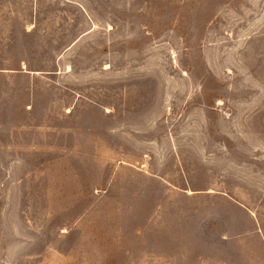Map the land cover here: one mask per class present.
<instances>
[{
    "label": "rangeland",
    "instance_id": "obj_1",
    "mask_svg": "<svg viewBox=\"0 0 264 264\" xmlns=\"http://www.w3.org/2000/svg\"><path fill=\"white\" fill-rule=\"evenodd\" d=\"M0 264H264V0H0Z\"/></svg>",
    "mask_w": 264,
    "mask_h": 264
}]
</instances>
